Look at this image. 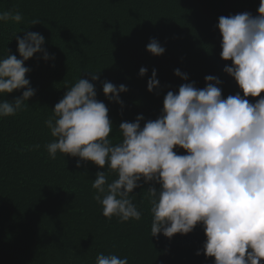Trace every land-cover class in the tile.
<instances>
[{"label": "trees", "instance_id": "obj_1", "mask_svg": "<svg viewBox=\"0 0 264 264\" xmlns=\"http://www.w3.org/2000/svg\"><path fill=\"white\" fill-rule=\"evenodd\" d=\"M259 4L260 0H0V12L23 15L19 24L0 22V59L8 54L22 59L16 36L23 38L28 31L45 37L42 47L49 54L48 60L38 52L25 61L35 95L16 115L0 118V264H96L100 253L127 257L129 264H213L215 258L201 251L206 235L200 225L188 234L152 237L147 189L159 185L141 181L130 194L142 212L139 221L106 218L92 184L98 171L106 172L108 183L116 174L92 162L78 168V157L60 152L50 158L46 146L55 138L45 121L53 116L66 86L80 78L94 84L97 99L109 108L113 144L122 139L121 122H135L142 114L143 126L158 118L167 92L178 91L184 83L195 82L202 89L205 77L213 75L222 81L218 86L224 98L243 95L224 71L231 61L220 56L222 37L216 25L220 16L258 15ZM33 20L40 23L32 25ZM146 34L156 36L164 54L147 50L151 40L141 43ZM141 67L148 69L143 77ZM153 69L160 86L150 92ZM176 69L188 80L177 76ZM91 72H99V80H92ZM106 81L128 87L120 93L123 106L105 96ZM25 90L0 94V100L13 101ZM259 98L248 97L253 103ZM175 150L186 154L179 146Z\"/></svg>", "mask_w": 264, "mask_h": 264}, {"label": "clouds", "instance_id": "obj_2", "mask_svg": "<svg viewBox=\"0 0 264 264\" xmlns=\"http://www.w3.org/2000/svg\"><path fill=\"white\" fill-rule=\"evenodd\" d=\"M19 11L0 12V22L21 23ZM40 23L33 20L32 25ZM216 27L221 34L220 56L231 61L224 71L232 76L239 92L222 96V81L213 75L205 77L206 87L195 82L184 83L178 91H168L161 114L147 120L141 114L135 122L119 125L122 139L113 144L109 139L113 123L109 108L97 99V91L89 79L80 78L67 87L55 105L53 116L45 121L55 139L47 144L50 158L57 152L78 157L77 167L92 162L107 168L117 178L108 183L105 171H98L92 187L102 214L119 222L139 221L142 212L130 198L134 189L144 183L149 187L151 235L163 233L167 238L188 234L198 225L206 235L203 253L214 257L213 264H262L264 258V0L258 15L243 12L220 16ZM16 36V35H15ZM22 59L8 54L0 59V94L27 89L13 101L0 100V118L14 116L35 95L26 74L31 71L25 61L38 52L49 54L42 47L45 37L28 31L16 36ZM147 50L159 56L166 51L152 38ZM54 59V54L52 56ZM146 67L139 75L145 76ZM99 80V72H91ZM177 76L188 75L175 70ZM160 86L157 70H152L148 90ZM118 87L103 83V93L120 103ZM248 97H260L250 102ZM182 148L186 154L175 150ZM36 148L39 145H35ZM200 254V251L197 252ZM96 264H129L128 258L100 253Z\"/></svg>", "mask_w": 264, "mask_h": 264}, {"label": "rangeland", "instance_id": "obj_3", "mask_svg": "<svg viewBox=\"0 0 264 264\" xmlns=\"http://www.w3.org/2000/svg\"><path fill=\"white\" fill-rule=\"evenodd\" d=\"M140 28V27H139ZM158 36V35H157ZM152 38H155L156 39V36L154 34H146L142 37L141 39V43H145L147 41H150ZM158 38V37H157ZM130 50H128L129 52ZM119 84H117L116 86H118Z\"/></svg>", "mask_w": 264, "mask_h": 264}]
</instances>
